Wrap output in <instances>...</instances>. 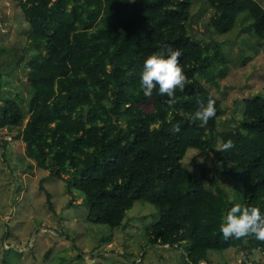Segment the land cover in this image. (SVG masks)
<instances>
[{"label": "trees", "instance_id": "trees-1", "mask_svg": "<svg viewBox=\"0 0 264 264\" xmlns=\"http://www.w3.org/2000/svg\"><path fill=\"white\" fill-rule=\"evenodd\" d=\"M191 1L19 0L36 52L28 63V95L19 87L3 99L0 127L17 129L13 137L25 143L20 156L32 160L27 166L57 177L72 171L67 188L82 196L91 222L118 227L135 200L147 201L158 209L157 220L145 226L147 241L182 248L179 264H209L210 251H264L253 237L225 240L220 232L237 203L264 213V91L241 98L242 109L228 111L219 127L223 93L211 90L235 59L244 65L259 52L264 8L258 0H203L199 13L211 11L206 26L213 42L204 46L188 27ZM246 20L240 43L253 55L224 52L215 36ZM168 46L182 52L187 77L172 107L158 87L150 97L140 87L144 60ZM209 96L216 115L200 127L192 116ZM177 122L181 131L173 134L169 129ZM228 139L235 147L218 152ZM189 148L215 151L229 162L222 171L228 189L206 170L196 175L182 164Z\"/></svg>", "mask_w": 264, "mask_h": 264}, {"label": "rangeland", "instance_id": "rangeland-1", "mask_svg": "<svg viewBox=\"0 0 264 264\" xmlns=\"http://www.w3.org/2000/svg\"><path fill=\"white\" fill-rule=\"evenodd\" d=\"M258 1L264 8V0ZM191 4L192 19L190 26L187 25L190 33L201 38L204 46L207 43L213 46L211 31L206 26L211 11L199 13L203 0H192ZM247 23V20L239 21L234 31L215 36L224 52L230 49L232 56L242 52L253 55L244 52V44L240 43L248 31ZM28 27L19 10V0H0V105L4 98L14 97L19 87H25L24 96L28 95V63L36 52L27 36ZM258 47L259 52L244 65L237 59L234 65H228L229 58L225 55L230 69L220 79V86L211 88L223 93L225 107L219 127L228 111L238 106L242 109L243 105L238 104L241 98L264 91V42ZM41 52L45 49L41 48ZM16 56L21 57L18 64ZM21 104L25 107V100ZM27 116L28 113L20 127L24 126ZM83 117L86 118L85 111ZM16 133L17 129L0 127V264L5 261L11 264H179L182 248L162 247L147 241L145 226L157 220L155 205L135 200L118 227L91 222L89 206L82 196L74 187L67 188L72 171L57 177L49 169H40L35 164L27 166L32 160L20 156L25 143L13 137ZM182 164L196 175L206 170V174L216 178L217 185L228 189L222 171L228 169L229 162L224 163L215 151L189 148ZM208 258L209 264H264V251L255 249L248 253L246 249L229 247L210 251ZM206 263L199 261V264Z\"/></svg>", "mask_w": 264, "mask_h": 264}, {"label": "clouds", "instance_id": "clouds-1", "mask_svg": "<svg viewBox=\"0 0 264 264\" xmlns=\"http://www.w3.org/2000/svg\"><path fill=\"white\" fill-rule=\"evenodd\" d=\"M181 56L180 49L168 46L166 49L162 48L160 52L149 55L144 60L140 87L146 97H150L158 87L159 94L168 97L166 103L169 107L174 105L176 90L179 89L183 92L187 81L180 63ZM215 115V100L209 96L207 103L200 104L192 119L199 121L200 127H205ZM169 131L173 134L179 133L181 131L180 123H172ZM234 147V142L228 139L221 144L217 151L226 153ZM220 232L225 240L253 237L264 243V213L258 207H245L237 203L224 216Z\"/></svg>", "mask_w": 264, "mask_h": 264}, {"label": "water", "instance_id": "water-1", "mask_svg": "<svg viewBox=\"0 0 264 264\" xmlns=\"http://www.w3.org/2000/svg\"><path fill=\"white\" fill-rule=\"evenodd\" d=\"M155 245H157V246H162V247H169V244H158V243H156Z\"/></svg>", "mask_w": 264, "mask_h": 264}]
</instances>
